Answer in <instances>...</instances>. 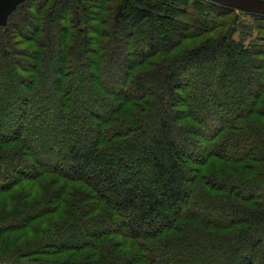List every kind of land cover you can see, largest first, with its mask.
I'll use <instances>...</instances> for the list:
<instances>
[{"label":"trees","instance_id":"trees-1","mask_svg":"<svg viewBox=\"0 0 264 264\" xmlns=\"http://www.w3.org/2000/svg\"><path fill=\"white\" fill-rule=\"evenodd\" d=\"M0 264H264V16L21 4L0 27Z\"/></svg>","mask_w":264,"mask_h":264},{"label":"water","instance_id":"water-1","mask_svg":"<svg viewBox=\"0 0 264 264\" xmlns=\"http://www.w3.org/2000/svg\"><path fill=\"white\" fill-rule=\"evenodd\" d=\"M28 0H0V27L8 24L10 16L18 7ZM224 8L236 11L264 16V0H209Z\"/></svg>","mask_w":264,"mask_h":264},{"label":"rangeland","instance_id":"rangeland-1","mask_svg":"<svg viewBox=\"0 0 264 264\" xmlns=\"http://www.w3.org/2000/svg\"><path fill=\"white\" fill-rule=\"evenodd\" d=\"M238 37V35H237ZM32 185H34L33 182L31 181H26V182H22L17 188H15L9 195L5 196L4 199L9 198V196H15L17 194H27L29 192V190L31 189ZM40 195L44 196V193L41 192V190L38 188H36ZM21 215V213H19ZM22 217V216H21Z\"/></svg>","mask_w":264,"mask_h":264}]
</instances>
